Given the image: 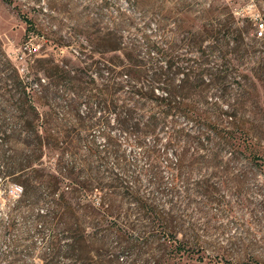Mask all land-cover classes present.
Segmentation results:
<instances>
[{
  "label": "rangeland",
  "instance_id": "1",
  "mask_svg": "<svg viewBox=\"0 0 264 264\" xmlns=\"http://www.w3.org/2000/svg\"><path fill=\"white\" fill-rule=\"evenodd\" d=\"M229 20L235 31L232 39L242 45L236 67L241 76L228 86L230 102H221V140L214 147H190L187 169L180 177L166 169L162 174L165 188L177 184V196L185 199L175 213L180 220L173 223L179 230L177 237L188 243L184 258L178 262L181 264H264V0H0V55H5L25 81L32 82L36 90L34 103L43 116L50 113L49 106L58 110L61 104L65 105L64 91L70 97L74 93L72 86L68 91L69 86L62 85L56 74L53 79L47 78L53 64L82 67L90 59L104 62L111 57L107 53L110 37L115 38L117 45L121 39L125 43L131 39L141 41L146 35L167 41L179 53L186 54L191 48L184 42L189 43L195 34L215 30ZM215 57L219 56H213L214 62ZM6 78L0 76V96L7 92ZM49 83L53 88L46 99ZM222 94L221 90L208 91L213 101ZM227 103L236 107L237 125L233 130L225 118L230 113ZM81 109L84 111L85 107ZM76 122L71 118L65 124L68 134H77L81 144L65 145V162L76 159L78 169L83 165L96 167L102 179L109 182L108 171L122 174L117 161L110 157L107 138L112 137L116 138L128 168L123 177L129 186L140 169L149 165L142 156L143 148L115 135L106 124L100 122L89 131L80 132ZM187 128L193 134L198 132L192 125ZM229 130L234 134L231 141L227 140ZM243 140L248 151L239 146ZM90 143L100 152L99 158L89 155ZM164 144L159 147L161 152ZM11 148L6 143L3 146L6 152ZM162 155L163 167L178 163L172 149ZM58 156L55 154V158ZM141 180V193L149 197L147 179ZM21 193L19 187L0 179V264H45L51 231L35 222V215L44 208L12 215V204ZM104 196L97 189L90 194L96 206ZM133 201L131 192H118L114 225L105 226L95 212L93 221L89 219L92 212L82 213L88 236L98 235L88 224L92 222L98 225L101 235L109 236L106 248L89 238L93 241L87 242L85 255L90 253L94 259L117 256L121 264H156L165 253L163 241L160 244L153 233H143L141 226L146 224ZM116 233L122 235L121 240ZM60 261L69 264L66 259Z\"/></svg>",
  "mask_w": 264,
  "mask_h": 264
},
{
  "label": "trees",
  "instance_id": "2",
  "mask_svg": "<svg viewBox=\"0 0 264 264\" xmlns=\"http://www.w3.org/2000/svg\"><path fill=\"white\" fill-rule=\"evenodd\" d=\"M233 29L229 20L215 30L195 34L189 43L184 42L191 48L186 54L179 53L167 41L146 35L141 41L131 39L125 43L121 39L119 45L110 37L107 53L111 57L104 62L90 59L82 67L53 64L47 78L53 79L56 74L62 85L69 86L68 91L72 86L74 93L70 97L64 91L65 105L61 104L58 110L49 106L50 113L45 116L35 106L36 90L32 82L25 81L5 55H0V76L7 77V92L0 96V179L22 190L12 204V215L44 208L35 215V222L51 231L45 264H60L61 258L69 264H121L117 256L94 259L90 253L84 254L87 242L93 241L89 238L107 247L109 236L101 235L94 222L88 224L98 235L88 236L87 221L82 219V213L89 211L90 221L95 220V212L103 218L105 226L116 224L115 202L119 191L132 193L136 212L146 224L141 226L143 233L151 232L155 240L163 241L165 253L156 264H181L178 262L184 258L188 243L177 237L179 230L173 223L180 220L175 213L185 199L177 196V184L165 188L162 174L166 169L180 177L187 169L190 147H214L221 140L218 133L221 102H230L228 86L241 76L236 67L242 45L232 39ZM217 55V61H212ZM52 88L49 83L46 99ZM211 89L221 90L223 94L213 101L208 95ZM227 104L230 113L225 118L233 130L237 125L236 107ZM71 118L78 122L80 132L89 131L100 122L106 124L115 135L143 148L142 156L149 165L140 169L129 186L123 177L128 168L124 166L116 138L112 137L107 138L110 157L117 161L122 174L108 171L109 182L102 179L96 167L83 165L78 169L76 159L65 162V145L81 144L77 134L72 136L67 132L65 123H70ZM189 125L198 132H190ZM232 130L228 132V141L234 138ZM244 141L239 146L248 151ZM162 142L164 152L159 148ZM5 143L12 146L9 152L3 150ZM167 149L178 156V163L163 167L161 158ZM88 152L99 158L100 152L93 143L89 144ZM55 154L59 156L55 158ZM143 177L151 189L149 197L141 193ZM94 189L105 193L97 206L90 198ZM11 227L10 224L8 229ZM116 238L121 240L122 235L116 233Z\"/></svg>",
  "mask_w": 264,
  "mask_h": 264
},
{
  "label": "built area",
  "instance_id": "3",
  "mask_svg": "<svg viewBox=\"0 0 264 264\" xmlns=\"http://www.w3.org/2000/svg\"><path fill=\"white\" fill-rule=\"evenodd\" d=\"M26 49H27V47H26Z\"/></svg>",
  "mask_w": 264,
  "mask_h": 264
}]
</instances>
